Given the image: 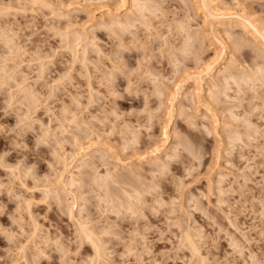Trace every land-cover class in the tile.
Returning a JSON list of instances; mask_svg holds the SVG:
<instances>
[{
    "label": "rangeland",
    "instance_id": "374dc122",
    "mask_svg": "<svg viewBox=\"0 0 264 264\" xmlns=\"http://www.w3.org/2000/svg\"><path fill=\"white\" fill-rule=\"evenodd\" d=\"M197 1L0 0V264H264V0Z\"/></svg>",
    "mask_w": 264,
    "mask_h": 264
},
{
    "label": "bare ground",
    "instance_id": "6f19581e",
    "mask_svg": "<svg viewBox=\"0 0 264 264\" xmlns=\"http://www.w3.org/2000/svg\"><path fill=\"white\" fill-rule=\"evenodd\" d=\"M194 1V0H193ZM192 0H191V2H193ZM212 0H198L197 2H198V5H197V7H199V8H197L196 10H200V9H202V12H205V11H209L210 13H211V15H213V16H215V17H217V16H223L224 14H226V13H222V14H219V13H217V12H214V9L215 8H211V2ZM144 2V1H143ZM188 2H189V0H188ZM144 3H146V2H144ZM190 3V2H189ZM209 3H210V5H209ZM43 4V3H42ZM148 4H149V2H148ZM193 4H197L196 2L195 3H193ZM131 5V4H130ZM194 5V6H195ZM134 6V5H133ZM147 7H148V5H146ZM151 6H153V5H151ZM158 6V5H157ZM193 6V5H192ZM210 7V8H209ZM215 7V6H214ZM137 8H138V5H137ZM140 8V11H142L141 10V7H139ZM145 8V7H144ZM149 8H150V6H149ZM148 8V9H149ZM152 8V7H151ZM155 8H156V6H155ZM136 9V8H135ZM153 9V8H152ZM157 9V8H156ZM156 9H155V11H156ZM217 9V8H216ZM150 11H151V9H149ZM137 11V10H136ZM146 11H148V10H146ZM154 11V12H155ZM158 11V10H157ZM201 11V10H200ZM143 12V11H142ZM197 12V11H196ZM201 12V13H202ZM208 12V13H209ZM140 13V12H139ZM144 13V12H143ZM152 13V12H151ZM150 13V14H151ZM206 13V12H205ZM205 13H202V14H205ZM145 15V14H144ZM210 15V14H209ZM208 15V16H209ZM139 16H141V15H139ZM208 16H207V14H205V16L203 17V18H208ZM144 17V16H143ZM214 17V18H215ZM202 18V19H203ZM226 18V17H225ZM227 19V18H226ZM226 19H225V21H226ZM206 20V19H205ZM208 20H210V19H208ZM218 20H220V21H218L219 23L221 22V19H218ZM223 20H224V18H223ZM228 20V19H227ZM204 21V20H203ZM202 21V23L203 24H205L204 22ZM229 21V20H228ZM125 22V21H124ZM206 22V21H205ZM213 22V21H212ZM113 23H114V21H113ZM120 22H117L116 21V25L117 24H119ZM134 23H135V21H134ZM144 23V22H143ZM207 23V22H206ZM215 23H216V21H215ZM215 23H214V26H215ZM219 23H218V25H219ZM222 23H224V22H222ZM115 24V23H114ZM113 24V25H114ZM133 24V23H132ZM211 24V23H210ZM217 24V23H216ZM106 25V24H105ZM110 25V24H109ZM120 25V24H119ZM121 25H122V23H121ZM207 25V24H206ZM212 25V28H214V26H213V24H211ZM224 25V24H223ZM123 27H125V28H127L128 26H129V22L127 21V23H125V24H123L122 25ZM133 26V25H132ZM243 26V25H242ZM244 26H245V24H244ZM243 26V27H244ZM111 27H112V25H111ZM116 27V26H115ZM134 27V26H133ZM204 27H206V26H204ZM253 27V29H254V31H256V33L259 35V37L261 38V39H263L264 40V35L262 34V33H260L257 29H255V27L254 26H252ZM215 28H216V26H215ZM214 28V29H215ZM225 28V26L223 27V29ZM248 28H249V26H248ZM200 29V28H199ZM244 30H245V28H243ZM247 29V28H246ZM122 30V29H121ZM201 30H202V28H201ZM200 30V31H201ZM225 30H226V28H225ZM224 30V31H225ZM115 31V30H114ZM203 31V30H202ZM204 31H206V30H204ZM211 31H213V30H211ZM215 31V30H214ZM262 31H263V29H262ZM120 32V31H119ZM199 32V31H198ZM216 32V31H215ZM183 33V32H182ZM201 33V32H200ZM226 33H228V32H226ZM225 33V34H226ZM264 33V32H263ZM191 34V33H190ZM188 32L186 33V36H185V40H184V46H181L182 48L181 49H183V51H181V53L183 52L184 54H187L189 51H190V41H192V37H191V35H190ZM200 35V34H199ZM208 35V34H207ZM206 36V35H205ZM217 36V35H216ZM227 36V35H226ZM228 36H230L229 34H228ZM255 36V35H254ZM256 37V36H255ZM223 38V37H222ZM228 38V37H227ZM258 38V37H257ZM66 40V39H65ZM195 40H197L196 38H195ZM228 40V39H227ZM258 41V40H257ZM64 42H66V41H64ZM193 45V44H192ZM67 46V45H66ZM178 46V45H177ZM184 47V48H183ZM196 47V46H195ZM240 47V46H239ZM259 47V46H258ZM174 48V47H173ZM180 49V48H179ZM179 52V51H178ZM173 53V52H172ZM183 53H182V55H183ZM175 54H177V53H175ZM180 54V53H179ZM181 55V56H182ZM179 55H177V57H178ZM176 58V57H175ZM182 59V58H181ZM185 59V58H184ZM261 64H263V63H261ZM258 65L257 64V68H256V70H255V72H250V74L249 75H245L246 73H244L243 72V70H242V73L244 74H240L241 73V71H240V73L237 75H232L231 73H228V75H225L226 77H224V78H222L223 79V86H225V88H227L228 89V87H226V85L228 84V83H231L232 82V84L234 83V84H236L234 87L237 89L238 88V86H239V88L240 87H242V85H241V83H247V85H248V82H250L251 84H254L255 85V82L257 83V80H260L261 78H263L264 79V64L263 65ZM209 65V64H208ZM207 67H209V66H207ZM213 67H209L208 68V70H207V73H210L211 72V70H213L212 69ZM206 69V68H205ZM230 69H228V67H222V69L219 71V74H221V75H223L225 72H227V71H229ZM10 71V70H9ZM246 72V71H245ZM252 73V74H251ZM227 74V73H226ZM248 74V73H247ZM258 75V77H257V75ZM223 77V76H222ZM10 80V79H9ZM12 80V79H11ZM200 80L201 81H203L204 79L203 78H200ZM230 80V81H229ZM261 81V80H260ZM264 81V80H263ZM263 83V82H262ZM233 84V85H234ZM228 85H230V84H228ZM227 85V86H228ZM241 85V86H240ZM245 85V84H244ZM250 85V84H249ZM262 85H264V84H262ZM19 86V85H18ZM224 88V87H223ZM225 90V89H224ZM238 90V89H237ZM160 95V94H159ZM28 106V105H27ZM29 107V106H28ZM247 125V124H246ZM249 125V124H248ZM246 128H249V127H247L246 126ZM250 129H247V131H249ZM247 131H245V132H247ZM255 131V130H254ZM253 131V132H254ZM255 133V132H254ZM236 134V133H235ZM251 134H253V133H251ZM251 134L249 135V133H246V136H247V138H249L250 136H251ZM242 135V134H241ZM241 135L239 136V137H241ZM245 136V133H244V136L243 137H246ZM235 138L233 139L232 138V140H240L241 138H239L238 136V138L236 137V135L234 136ZM251 137H253V136H251ZM246 138V139H247ZM245 139V140H246ZM230 141H231V139H230ZM233 141V142H234ZM242 141V140H241ZM241 141H240V143H241ZM246 141H250V139H248V140H246ZM239 142V141H238ZM243 142V141H242ZM245 142V141H244ZM231 143H232V141H231ZM187 144V143H186ZM235 144V143H234ZM233 144V145H234ZM232 146V145H231ZM238 146V145H237ZM188 147V146H187ZM98 177V176H97ZM94 178V177H93ZM92 178V179H93ZM98 179H100V178H98ZM104 179H105V177H104ZM104 179L102 178L101 179V181L103 182V183H105L104 182ZM110 179V178H109ZM97 180V179H96ZM106 180V179H105ZM107 180H108V178H107ZM71 181V180H70ZM91 181V180H90ZM99 181V180H98ZM109 181V180H108ZM107 181V182H108ZM111 182V181H110ZM98 183V182H97ZM95 185V184H94ZM105 185H106V183H105ZM105 185H103V186H105ZM99 186V185H98ZM104 188V187H103ZM107 188V187H106ZM106 188H104V190H106ZM129 192V191H128ZM133 193V192H132ZM107 194H109V193H107ZM123 194V193H122ZM125 194H127V193H125ZM131 194V193H130ZM138 194V193H137ZM137 194H136V198H138L137 197ZM106 195V194H105ZM129 195V194H128ZM127 195V196H128ZM131 195H133V194H131ZM108 196H110V194L108 195ZM103 197V196H102ZM107 197V196H106ZM129 197V196H128ZM129 198H131V196L129 197ZM109 199H110V197H109ZM108 199V200H109ZM132 199V198H131ZM139 199V198H138ZM126 200V199H125ZM128 200H130V199H128ZM107 201V200H106ZM124 201V200H123ZM108 202V201H107ZM129 202V201H128ZM110 203V202H109ZM125 203V202H124ZM127 203V202H126ZM131 203V202H130ZM129 205L130 204H128V207H129ZM126 206V205H125ZM133 206V205H132ZM113 208V207H112ZM134 208V207H133ZM125 209H126V207H125ZM129 209H130V207H129ZM128 209V210H129ZM135 210V209H134ZM83 228H85V227H83ZM83 228H82V230H83ZM84 233H87V232H85V231H83ZM86 238L85 239H88L87 237H89V235L88 234H86V236H85ZM193 237V236H192ZM191 236H189L188 234L187 235H185V239H184V242L186 243L187 242V245L189 246V248H191L190 250H191V252L193 251L194 252V254L195 253H197V252H195V251H197L196 250V248H195V246H194V243H193V238H192ZM93 238V237H92ZM91 238V239H92ZM89 239H90V237H89ZM96 240V239H95ZM186 240V241H185ZM186 245V246H187ZM95 248V247H94ZM97 249V248H96ZM99 250V249H98ZM189 250V249H188ZM99 252V251H98ZM193 252H192V254H193ZM199 253V252H198ZM99 255V254H98Z\"/></svg>",
    "mask_w": 264,
    "mask_h": 264
}]
</instances>
